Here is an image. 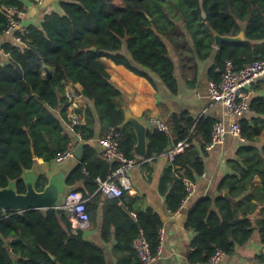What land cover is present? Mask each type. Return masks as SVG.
Listing matches in <instances>:
<instances>
[{
  "label": "trees",
  "instance_id": "obj_1",
  "mask_svg": "<svg viewBox=\"0 0 264 264\" xmlns=\"http://www.w3.org/2000/svg\"><path fill=\"white\" fill-rule=\"evenodd\" d=\"M36 3L0 0V36L8 27L9 7L28 12ZM57 7L58 10L45 15L39 26L27 27L25 47L14 42L2 46L9 58L0 61V189L8 188L14 181L17 191L25 193L24 172L31 170L37 161L52 163L75 142V135L65 131V108L61 117L57 113L61 105L69 103L67 83L80 84L83 97L93 104V108L86 110L85 124L77 128L83 141L95 140L98 121L105 132L118 127L123 133L121 150L135 159L136 134L131 125L125 124L127 99L111 82L104 58L146 78L155 89L153 76L159 78L172 94L178 92V81L171 52L181 54L184 50L196 58H209L214 53V32L222 36L238 35L245 24L246 41L225 42L220 46L210 71L212 80L220 81L227 61L240 70L264 59V44L261 52L256 47L264 42V0H63ZM46 69L52 74L50 78ZM214 124L203 117L195 121L186 114L172 119L175 144L186 140L189 143L162 179L163 193L173 183L166 199L172 212L181 207L186 196L183 180L196 181L204 173L203 155L211 142ZM240 125L243 137L254 141L255 133L249 122L243 119ZM148 140V157L161 155L171 143L169 135L160 130L149 132ZM194 141L201 143L203 155ZM253 151L252 147L239 151L238 155L246 156L248 168L239 179L227 178L234 179L233 198L241 196L234 191L243 192L256 175L263 181L258 193H264V156L252 155ZM98 155V150L86 146L83 159L69 179L70 185L83 184L86 199L99 189L96 179H106L116 166L102 161ZM84 168L89 175L84 174ZM46 184L47 178H40L37 190L42 191ZM125 194L119 199H106L116 208L129 209ZM102 196L97 192L95 199L87 203L90 215ZM231 197L202 198L194 203L188 217V225L198 233L193 242V263L206 262L217 249L231 255L236 244L242 245L251 237V221L236 218L235 211L246 204L248 197L236 205L231 203ZM119 201L123 202L121 207ZM129 211L131 215L134 213ZM131 222L132 241L143 231L155 252L158 230L163 226L161 218L148 210L139 212ZM18 238L23 241L13 242ZM0 264L107 263L104 251L88 242L83 231L73 232L68 212L38 209L0 212Z\"/></svg>",
  "mask_w": 264,
  "mask_h": 264
},
{
  "label": "crops",
  "instance_id": "obj_2",
  "mask_svg": "<svg viewBox=\"0 0 264 264\" xmlns=\"http://www.w3.org/2000/svg\"><path fill=\"white\" fill-rule=\"evenodd\" d=\"M35 1L37 3L32 5L28 12H25L26 15L21 20L25 28L39 26L48 12L59 9L57 7L58 3H56L46 11H33V8L38 7L43 2V0L41 2L39 0ZM242 31L245 32V24L241 26L239 34H242ZM11 42H14L11 36H0L1 62L5 60L2 46ZM263 44L264 42L256 44L259 52H261ZM213 48L214 53L206 59L196 58L193 53L184 50L181 54H176L175 51L171 50V58L175 64V76L178 81L177 94L170 93L164 83L155 76L153 77L156 81L157 89L146 78L134 74L126 67L116 65L113 61H109L106 58L102 59L110 74L111 82L121 89L126 96L125 109L127 108L137 119L148 126V133L159 130L149 124V118L161 119L167 128L163 132L167 133L171 138L169 148L161 155L154 154L152 157H148L147 153V157L142 158L134 153L137 164L128 172L132 189L126 191L124 197L129 209L134 212L132 215L129 209L116 208V205L109 201V199L119 198H109L102 193L103 196L95 203V208H93L90 215V227L83 232L88 242L104 251L107 264H129L130 261H138L134 249L131 250L133 246H130L133 244L132 235L134 232V223L131 222V219H136L139 212L148 210H151L161 218L163 226L160 228H164L165 231L162 241V256L153 264L201 263V261L193 263L191 260L195 251L193 242L198 235L188 225L189 213L194 203L202 198L216 200L220 197H231L234 179L227 178L236 176L239 179L242 171H246L248 168V165L245 164L246 156L238 155L242 148L252 147L254 149L252 155L259 153L264 156V77L257 80L250 88L249 112L240 118L231 116L222 104L213 103L208 97V86L212 80L210 71L215 64V53L220 48L215 46V40ZM66 91L68 95L74 93L72 100L85 117L86 110L89 107L93 108V104L86 100L82 93L81 95L78 94L79 91H83V87L80 84L67 83ZM136 102L138 104L135 106L134 103ZM182 114H186L190 118L195 119V121L203 117L212 120L214 123H224L226 126L246 119L254 130L255 140L249 141L243 135L237 137L228 134L224 144L207 145L204 155L201 150V143L194 141L196 149L203 155L205 164L203 174L206 176L201 177V175L196 179L195 194L190 198L186 206L180 207L176 212H172L168 208L166 199L168 192L173 188V183L167 187L166 193L162 192L161 184L165 172L173 163L169 157V152L181 143L175 144L176 137L172 132V119L175 115ZM58 116L61 117L59 114ZM66 121L67 119L64 120L65 131L74 136V133L70 132ZM95 129L97 137L95 140H91L94 142V146L91 147L98 150L99 158L104 161L101 158L99 139L106 132L105 130L103 131L99 121ZM79 143L75 136V142L72 144L77 148ZM184 150L179 154L183 153ZM80 162L76 160L75 152L73 159L62 164H57L55 159L52 163L37 161L31 170L23 174L22 179L25 186L33 184L35 190H37L40 178H47V184L44 188L53 184L56 190L60 192V204H62L64 198L70 192L79 191L82 193V190H84L81 182L73 185L69 184V179ZM83 172L89 175L85 168ZM10 186L17 191L16 182L12 183V185L10 184ZM262 186V178L256 175L251 183L248 184L247 182V187L243 192L239 193L238 189L234 191V194H241V196L239 195L238 198L231 197L233 205H236L240 199L248 197L246 204L244 203L239 208H235V211L236 218L251 221L252 235L246 243L242 245L236 244L234 253L231 255L225 254L219 264H264V193H258ZM97 192H99V189ZM97 192L88 199V202L90 199H95L93 197L96 196ZM250 196H252V199L249 198ZM122 204L123 202L119 201L118 206L121 207ZM40 210L46 211L49 209ZM214 210H216L215 206ZM124 213L129 216V219ZM126 246H130V249L124 248Z\"/></svg>",
  "mask_w": 264,
  "mask_h": 264
},
{
  "label": "built area",
  "instance_id": "obj_3",
  "mask_svg": "<svg viewBox=\"0 0 264 264\" xmlns=\"http://www.w3.org/2000/svg\"><path fill=\"white\" fill-rule=\"evenodd\" d=\"M42 0H39L41 2ZM26 15L24 11L18 10L16 7H9L6 10L8 18V27L4 32L5 36H11L17 45L25 47L23 41L28 34L27 28L23 27L21 20ZM5 59L9 58L5 54ZM264 77V59L257 60L247 64L240 70H236L231 61H227L225 70L221 75L219 82L211 80L208 86V97L213 103L222 104L226 111L233 117L240 118L246 115L250 110L251 87L253 84ZM73 94L67 96L69 103L67 106L61 105L57 110L59 115L62 114L63 109L67 114V125L70 132L74 133L76 139L83 141L81 133L77 132V128L85 123V117L80 109H77L73 102ZM61 113V114H60ZM149 124L153 125L159 130H166V126L161 119L149 118ZM228 134L241 137L242 129L240 122L233 123L226 126L224 123H215L212 129L210 146L224 144ZM123 142V133L118 127H111L99 139L101 147V158L108 164L115 166L106 179H97L99 184V192L103 193L109 198H121L126 191L132 189V183L128 177V172L137 164L136 159L128 158L121 150ZM189 147V143L183 141L177 145L176 148L169 152V157L173 162L177 154ZM76 146L71 144L63 152H60L55 162L62 164L74 158ZM202 174L201 177H205ZM185 185L186 196L182 200L181 208L186 206L190 198L193 197L196 191L197 182L190 179L183 180ZM88 199L79 191H72L66 195L61 208L70 214L73 232L85 231L90 227V214L87 211ZM164 228H159L158 237L159 245L155 252L152 251L149 242L147 241L143 231L133 242V249L140 264H153L162 256V241L164 238ZM225 255L224 251L217 249L215 253L206 262L199 264H219Z\"/></svg>",
  "mask_w": 264,
  "mask_h": 264
},
{
  "label": "water",
  "instance_id": "obj_4",
  "mask_svg": "<svg viewBox=\"0 0 264 264\" xmlns=\"http://www.w3.org/2000/svg\"><path fill=\"white\" fill-rule=\"evenodd\" d=\"M63 0H43L42 4L33 8V11H46L50 6L60 3ZM215 46L220 47L225 42L244 41L245 32L238 36H222L214 32ZM93 50H95L93 48ZM47 77H51V72L46 69ZM82 92H78L81 95ZM125 124L131 125L137 138V144L134 148V153L142 158L147 157L148 153V126L137 119L129 110L125 111ZM86 146H94L92 141L80 142L75 150V158L81 161L84 155ZM28 171V170H27ZM26 172V171H25ZM24 172V173H25ZM13 182L10 184L12 185ZM60 192L56 190L53 184H50L43 191L35 190L33 184L26 185V192L19 193L11 186L5 189H0V212L13 211L14 213H23L31 210L50 209L54 208L59 212H67L61 208ZM22 241V238L14 240V242Z\"/></svg>",
  "mask_w": 264,
  "mask_h": 264
}]
</instances>
